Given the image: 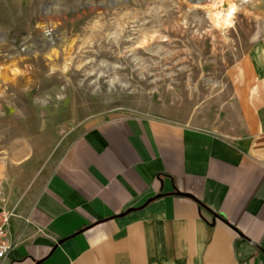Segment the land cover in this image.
<instances>
[{"label": "crops", "instance_id": "obj_1", "mask_svg": "<svg viewBox=\"0 0 264 264\" xmlns=\"http://www.w3.org/2000/svg\"><path fill=\"white\" fill-rule=\"evenodd\" d=\"M243 66L234 131L91 122L47 173L0 182L15 214L2 264H264V40Z\"/></svg>", "mask_w": 264, "mask_h": 264}, {"label": "rangeland", "instance_id": "obj_2", "mask_svg": "<svg viewBox=\"0 0 264 264\" xmlns=\"http://www.w3.org/2000/svg\"><path fill=\"white\" fill-rule=\"evenodd\" d=\"M193 1L0 0L1 185L47 173L91 122L237 129L249 95L243 65L264 40V0H225L239 6L227 29Z\"/></svg>", "mask_w": 264, "mask_h": 264}, {"label": "bare ground", "instance_id": "obj_3", "mask_svg": "<svg viewBox=\"0 0 264 264\" xmlns=\"http://www.w3.org/2000/svg\"><path fill=\"white\" fill-rule=\"evenodd\" d=\"M209 1L213 2V4L204 6L203 3L205 2V0H198L195 5H198L197 7L208 8L209 16L212 17L216 25H220L224 29L229 28L234 22L235 16L239 10V6L225 0H217L218 2H215L216 0ZM223 3V8L226 10L221 9Z\"/></svg>", "mask_w": 264, "mask_h": 264}, {"label": "built area", "instance_id": "obj_4", "mask_svg": "<svg viewBox=\"0 0 264 264\" xmlns=\"http://www.w3.org/2000/svg\"><path fill=\"white\" fill-rule=\"evenodd\" d=\"M15 217L14 212L2 210L0 211V264H2L13 248L10 238V223Z\"/></svg>", "mask_w": 264, "mask_h": 264}, {"label": "water", "instance_id": "obj_5", "mask_svg": "<svg viewBox=\"0 0 264 264\" xmlns=\"http://www.w3.org/2000/svg\"><path fill=\"white\" fill-rule=\"evenodd\" d=\"M198 0H194L193 2L196 3Z\"/></svg>", "mask_w": 264, "mask_h": 264}]
</instances>
